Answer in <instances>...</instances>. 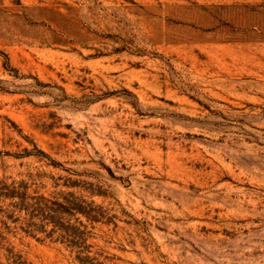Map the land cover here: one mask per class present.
Instances as JSON below:
<instances>
[{"label": "rangeland", "instance_id": "1", "mask_svg": "<svg viewBox=\"0 0 264 264\" xmlns=\"http://www.w3.org/2000/svg\"><path fill=\"white\" fill-rule=\"evenodd\" d=\"M0 264H264V0H0Z\"/></svg>", "mask_w": 264, "mask_h": 264}]
</instances>
